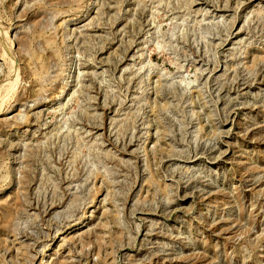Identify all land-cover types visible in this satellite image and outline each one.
I'll return each instance as SVG.
<instances>
[{
  "label": "rangeland",
  "instance_id": "1",
  "mask_svg": "<svg viewBox=\"0 0 264 264\" xmlns=\"http://www.w3.org/2000/svg\"><path fill=\"white\" fill-rule=\"evenodd\" d=\"M0 264H264V0H0Z\"/></svg>",
  "mask_w": 264,
  "mask_h": 264
}]
</instances>
